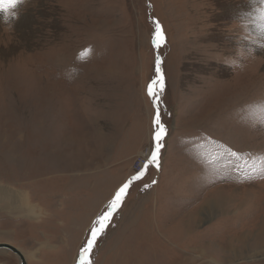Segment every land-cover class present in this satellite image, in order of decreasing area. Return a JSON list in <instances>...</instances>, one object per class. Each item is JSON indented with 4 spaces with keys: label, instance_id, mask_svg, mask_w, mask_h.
Returning a JSON list of instances; mask_svg holds the SVG:
<instances>
[{
    "label": "rangeland",
    "instance_id": "374dc122",
    "mask_svg": "<svg viewBox=\"0 0 264 264\" xmlns=\"http://www.w3.org/2000/svg\"><path fill=\"white\" fill-rule=\"evenodd\" d=\"M251 10L249 0H32L13 31L0 29V243L27 264H80L96 219L154 150L147 89L159 60L160 166L132 180L118 209L128 221L114 213L88 264H264V50L244 71L224 64ZM0 264L20 260L1 251Z\"/></svg>",
    "mask_w": 264,
    "mask_h": 264
},
{
    "label": "clouds",
    "instance_id": "9594fccd",
    "mask_svg": "<svg viewBox=\"0 0 264 264\" xmlns=\"http://www.w3.org/2000/svg\"><path fill=\"white\" fill-rule=\"evenodd\" d=\"M252 10L244 16L237 25V44L235 55L225 58L224 64L233 72L244 71L247 62L257 57V50H264V0H249ZM32 0H0V29L8 28L13 31L14 24L19 19L21 12ZM86 58L77 56L78 63H86L92 57L93 49ZM83 50V51H85Z\"/></svg>",
    "mask_w": 264,
    "mask_h": 264
},
{
    "label": "snow or ice",
    "instance_id": "6c2138e0",
    "mask_svg": "<svg viewBox=\"0 0 264 264\" xmlns=\"http://www.w3.org/2000/svg\"><path fill=\"white\" fill-rule=\"evenodd\" d=\"M156 36H155V42H156V47L162 46L166 42V37L163 33L162 27L159 23L156 25ZM89 52L87 50L82 51L80 53L81 58H86L88 56ZM160 61L157 60V80L153 82L152 85H150L147 89L148 95L150 97H153V103L154 106L156 107V113L154 116V134H153V140H154V150L151 152L150 157L148 158L145 168H147L149 165H152L156 167L157 169L159 168V156H160V151L162 149L163 141L165 137L167 136V128L161 121V116H160V111H159V101L156 99L160 93H163L165 89V77L161 73L160 69ZM159 85V92L155 90V85ZM261 113H264V107L260 108ZM229 154L234 157H238L239 154L229 150ZM261 160H264V157L261 158ZM260 176L261 178H264V168L260 170ZM143 175V172L140 173V175H137L132 178V180H137L140 179V176ZM255 178V175L244 173L243 174V179H253ZM132 180H130L128 183H125L122 187H120L114 194V197L110 200L107 210L102 213L95 221V226L91 229V239L88 241V246L83 248V254L81 255L80 259V264H88V261L86 259L87 254L91 251L95 241L97 238L101 235L104 234L106 227L109 225L111 218L113 217L114 213L117 212V210L121 207L126 192L129 188V185L132 183ZM155 183V181H153ZM150 187V185H145V188Z\"/></svg>",
    "mask_w": 264,
    "mask_h": 264
},
{
    "label": "water",
    "instance_id": "95a60500",
    "mask_svg": "<svg viewBox=\"0 0 264 264\" xmlns=\"http://www.w3.org/2000/svg\"><path fill=\"white\" fill-rule=\"evenodd\" d=\"M156 52L158 55L157 50H156ZM160 69H162V65L160 66ZM1 251H10V252L14 253L15 255H17L20 258V260H21L20 264H27L26 258L24 257L23 252L19 248L15 247L11 244L0 243V252Z\"/></svg>",
    "mask_w": 264,
    "mask_h": 264
},
{
    "label": "bare ground",
    "instance_id": "6f19581e",
    "mask_svg": "<svg viewBox=\"0 0 264 264\" xmlns=\"http://www.w3.org/2000/svg\"><path fill=\"white\" fill-rule=\"evenodd\" d=\"M148 158H149V155H148L146 161L148 160ZM4 194H6V193L4 192V190H1V192H0V196H3ZM10 200H11L13 203L16 204V203H18L19 200H21V198H19L16 194H14V195L10 196ZM28 213H29V215H32V216H38V212H37V210L34 209V208H28ZM188 225H189V224H188ZM24 257H25V256H24ZM25 258H26V257H25ZM19 260H20V258H19ZM20 262H21V260H20Z\"/></svg>",
    "mask_w": 264,
    "mask_h": 264
},
{
    "label": "crops",
    "instance_id": "0c3cea01",
    "mask_svg": "<svg viewBox=\"0 0 264 264\" xmlns=\"http://www.w3.org/2000/svg\"><path fill=\"white\" fill-rule=\"evenodd\" d=\"M158 177H159V176H158ZM126 180H127V179H126ZM117 215L120 216V218H122V216L124 215L123 219L126 220V221H128V219H129L128 217L125 216V213H124L123 210H118V211H117Z\"/></svg>",
    "mask_w": 264,
    "mask_h": 264
},
{
    "label": "built area",
    "instance_id": "2783aa9c",
    "mask_svg": "<svg viewBox=\"0 0 264 264\" xmlns=\"http://www.w3.org/2000/svg\"><path fill=\"white\" fill-rule=\"evenodd\" d=\"M145 164H146V162L142 165L143 167H141V169H139V171L137 172L138 175H140V173L142 172L143 168L145 167ZM135 174H136V173H135Z\"/></svg>",
    "mask_w": 264,
    "mask_h": 264
}]
</instances>
